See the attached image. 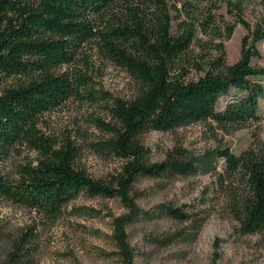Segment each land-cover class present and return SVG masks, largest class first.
<instances>
[{
    "label": "trees",
    "instance_id": "obj_1",
    "mask_svg": "<svg viewBox=\"0 0 264 264\" xmlns=\"http://www.w3.org/2000/svg\"><path fill=\"white\" fill-rule=\"evenodd\" d=\"M219 1L0 0V153L10 155L24 146L39 155L35 164L19 170L17 178L0 174V201L56 218L85 192L90 197H120L133 209L131 220H137L142 213L130 193L138 178L189 177L208 162V157L176 150L152 164L142 135L201 123L231 135L259 125L264 67L252 61L261 57L258 44L264 41V30H251L238 18L249 34L242 39L240 59L229 65L225 42L236 25L221 22ZM200 35L213 41V50ZM88 45L96 46L139 86L135 99L117 100L111 109L117 126L107 127L112 138L96 145L126 162L112 184L79 170L77 148L69 141L56 144L39 128L41 117L80 97L90 84L80 71H60L76 64ZM192 71L199 75L196 79H189ZM222 98L229 101L219 110ZM209 159L225 163L221 184L238 177L243 183L234 208L242 233H264V148L240 156L220 148ZM158 213L181 223L192 219L169 206ZM31 235L20 238L3 264H26ZM126 264H133L129 253Z\"/></svg>",
    "mask_w": 264,
    "mask_h": 264
},
{
    "label": "rangeland",
    "instance_id": "obj_2",
    "mask_svg": "<svg viewBox=\"0 0 264 264\" xmlns=\"http://www.w3.org/2000/svg\"><path fill=\"white\" fill-rule=\"evenodd\" d=\"M219 2L221 22L236 25L232 38L225 42L227 62L233 65L241 57L242 39L249 34L238 18L244 19L251 30H264V0ZM199 38L213 50V41L203 35ZM258 49L261 57L253 59L252 64L263 68L264 41ZM60 71H80L90 84L81 90L80 97L41 117L39 128L56 144L69 141L77 148L75 163L79 170L112 184L126 162L102 153L96 145L112 138L107 127L117 126L111 114L117 100L135 99L139 86L94 45L82 50L76 64ZM198 76L192 71L189 79ZM260 80L264 86V78ZM227 101L229 98L220 100L219 110ZM259 107L261 123L231 135L205 123L142 135L152 164L163 162L176 150H185L196 158L208 157V162L189 177L138 178L130 193L135 209L142 213L137 220H131L133 209L120 197H90L85 192L56 218L0 201V264L26 233L33 234L26 245V264H126L128 253L133 264H264V233L244 235L234 214L235 198L244 191L240 177L232 181L225 178L221 184L219 175L225 163L209 159V154L220 148H229L237 156L264 148V97ZM38 158L24 146L16 147L10 155L0 153V174L17 178L23 166L35 164ZM162 206L179 208L192 219L181 223L167 218L158 213ZM149 213L151 218L143 216Z\"/></svg>",
    "mask_w": 264,
    "mask_h": 264
}]
</instances>
